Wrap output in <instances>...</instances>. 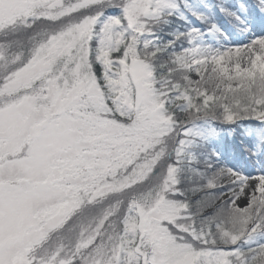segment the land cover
Instances as JSON below:
<instances>
[{
  "label": "snow or ice",
  "instance_id": "snow-or-ice-1",
  "mask_svg": "<svg viewBox=\"0 0 264 264\" xmlns=\"http://www.w3.org/2000/svg\"><path fill=\"white\" fill-rule=\"evenodd\" d=\"M0 264H264V0H0Z\"/></svg>",
  "mask_w": 264,
  "mask_h": 264
}]
</instances>
